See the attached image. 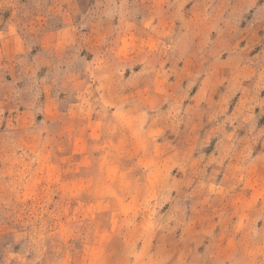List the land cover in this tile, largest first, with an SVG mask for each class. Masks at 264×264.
<instances>
[{
    "label": "rangeland",
    "instance_id": "obj_1",
    "mask_svg": "<svg viewBox=\"0 0 264 264\" xmlns=\"http://www.w3.org/2000/svg\"><path fill=\"white\" fill-rule=\"evenodd\" d=\"M0 264H264V0H0Z\"/></svg>",
    "mask_w": 264,
    "mask_h": 264
}]
</instances>
